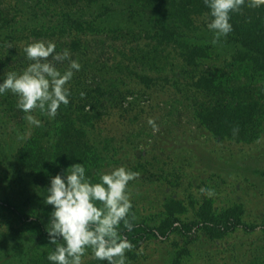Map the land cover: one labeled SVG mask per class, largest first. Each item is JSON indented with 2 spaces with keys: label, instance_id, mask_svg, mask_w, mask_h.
I'll use <instances>...</instances> for the list:
<instances>
[{
  "label": "rangeland",
  "instance_id": "374dc122",
  "mask_svg": "<svg viewBox=\"0 0 264 264\" xmlns=\"http://www.w3.org/2000/svg\"><path fill=\"white\" fill-rule=\"evenodd\" d=\"M144 1L0 0V58L7 65L0 80L30 63L23 50L27 43L51 40L57 52L68 49L69 32L73 35L80 22L81 40L74 39L83 46L79 53L70 51V57L81 68L68 82L69 103L57 113L80 119L76 124L87 136L86 175L98 179L99 171L125 165L139 173L129 181V214L158 225L175 211L188 229L150 236L125 253L129 264H264V60L243 57L246 49L230 35L222 46L213 45L206 27L209 16L202 12L187 28H178L188 46L198 47L195 64L187 65L180 44L154 37L155 28L142 23L139 7ZM159 12L154 9L152 25ZM12 58L19 63L5 61ZM54 63L61 71L68 66V60ZM182 68L187 73L177 76ZM224 75L230 76L235 93L250 96L260 111L258 123L241 140L214 135L198 116L203 106L222 98L207 85L222 90ZM96 85L98 94L93 93ZM86 94L93 95L92 101ZM95 100L99 106L92 110ZM16 103L12 92L0 95V200H30L48 221L52 205L44 196L50 178L79 162L59 152L63 144L56 142L54 118L36 109L42 125L30 126ZM29 140L27 155L41 162L37 173L22 150ZM201 189L213 194H201ZM204 213L212 215L209 221L201 220ZM227 216L239 217L245 225L227 228ZM31 228L0 207V264H50L41 261L53 247L48 235L33 241ZM84 264L107 262L86 257Z\"/></svg>",
  "mask_w": 264,
  "mask_h": 264
},
{
  "label": "clouds",
  "instance_id": "9594fccd",
  "mask_svg": "<svg viewBox=\"0 0 264 264\" xmlns=\"http://www.w3.org/2000/svg\"><path fill=\"white\" fill-rule=\"evenodd\" d=\"M209 20L206 27L213 33L212 44L221 45L232 34L230 23L246 3L259 7L264 0H204ZM24 53L30 63L21 71L12 70L0 80V95L12 92L16 106L24 112L30 126L40 127L41 119L34 114L54 118L61 104L67 105L71 95L68 82L81 64L70 57L69 49L56 51L54 41L34 40L25 44ZM51 56V60L48 58ZM68 60L61 71L56 62ZM82 96L83 92L80 93ZM155 127V121L149 118ZM30 135V129H29ZM139 173L120 165L110 171H99L98 179L86 175L83 163H74L50 178L44 201L52 205L45 225L48 239L53 245L47 259L53 264H84L85 258L106 261L107 264H129L126 252L135 247L121 228L134 227L129 213L132 201L129 181ZM212 195L213 190L201 189V194Z\"/></svg>",
  "mask_w": 264,
  "mask_h": 264
},
{
  "label": "trees",
  "instance_id": "16d2710c",
  "mask_svg": "<svg viewBox=\"0 0 264 264\" xmlns=\"http://www.w3.org/2000/svg\"><path fill=\"white\" fill-rule=\"evenodd\" d=\"M156 8H160V12L154 20L156 24L152 25V23H150L151 21H153L151 15L152 13H154V9ZM208 11L209 10L204 3V0H145L141 7H139V12H142V23L145 22L146 26L150 27L149 29H152L153 27L155 28L154 31L156 35H154V37H157L158 39L161 38L165 42L180 44V47L184 49L182 50V53H180V55L183 57L185 63L191 66L195 64L194 58L197 54V50L195 54V49H197L198 47L195 46L193 48L190 45L188 46V37L183 32L179 31L178 28H187V26L190 25V20H192V17H194L195 14L198 15L202 12L208 13ZM2 13L3 12H1L0 10V15ZM130 16L132 15L130 14ZM71 20V18H68V21L72 22ZM87 23L89 25H92L91 22ZM230 23L232 25L233 32L229 36V38L230 40H235L237 43H240L242 46H244L246 50L244 51V53L242 52L243 57L250 59L257 56L260 57V59L263 61L264 3H261L259 7H250L248 3H246L238 14H233ZM74 28H72L73 35L69 32L71 40L66 45L68 46L69 51H75L79 53L81 51L80 49L82 48L83 43L80 45V43L77 42L81 40L80 37L83 33V26H80V22H76V26ZM148 36L149 35H145L143 38H147ZM149 37L152 38L151 36ZM74 38H79V41ZM59 43L62 44L63 41H60ZM235 51L237 55H239L240 50L236 49ZM5 61H7V63H10V61L11 63L12 61L18 62L15 61V58L5 59ZM2 69L6 70L7 65H5L4 61H2V59L0 58V71ZM186 73V69L182 68L178 72L177 76ZM220 79L221 80L219 81V84H223V86L225 85L222 90L219 89L218 85H214L212 83H209L207 85V88L209 90H212L216 94H219L221 92L220 94L223 95L222 98L216 100V103H213L214 105L212 104L203 106L198 111V116L210 128L211 132L214 135L227 136L235 140H241L242 138L247 137L246 134L249 131L248 127L251 128L258 123V116L260 114V111L257 110L254 99H252L250 96L245 94L239 96L238 92L235 93L236 87L232 84L233 82L230 76H220ZM96 87L97 89H93V93L98 91V85L92 88ZM98 93L99 92H97L96 94ZM92 97L93 95L90 94L85 95V98L89 101H92ZM97 101L98 100H95V102L91 103L92 110H94L93 107L95 105L99 106V102ZM78 108L82 109L83 104H79ZM57 115L58 116L54 117V119H52L51 121L53 122V125H58V130L56 131V134L58 136V138L56 139L57 144L61 142L63 144V146L60 145L59 152H66L68 156L71 155V162L78 161L83 163L85 166L87 136L84 134V132L80 131L81 126L79 124H76V122L80 120L79 117H77L75 114L70 115L61 112H58ZM85 115L86 114H84V116ZM59 137H62V139H59ZM30 142L31 140H29L27 144L24 145L22 150H24V156H27L26 160H28V165H30L32 171L34 170V172L37 173V169H41V167H39V164H41V162L33 159V156H31L30 154L27 155L29 150L28 144ZM59 158L62 159L61 156H59ZM49 167L52 168L53 166ZM0 207L5 210L7 215L11 216L16 222L32 224L31 240H42L47 235L45 225L48 221L43 220L38 211H35V206L33 205L32 201L26 200L23 203H15L9 200H0ZM225 212H227V210ZM200 216L202 218V221H209L208 219H210L212 215H209L208 217V214L204 213ZM132 217L133 215L129 214V219H131ZM131 222L134 225L131 231L123 227V222H121L120 228L124 236L129 239L135 245V247L140 245L142 242L150 239V236L167 235L168 232H173L178 227H180V230L182 231H188V229L183 227L185 223H181L180 218L175 214V211L171 210L167 213L164 219L160 220L158 225L135 219H131ZM224 222L225 227L227 228L231 227L233 223L245 225V223L240 221L239 217L235 216H227ZM49 252L50 251L46 252L42 256L41 261H46L50 264H53V262H50L47 259V254Z\"/></svg>",
  "mask_w": 264,
  "mask_h": 264
}]
</instances>
